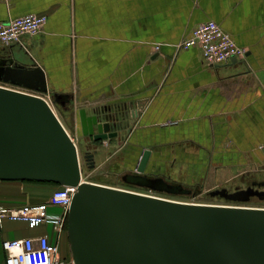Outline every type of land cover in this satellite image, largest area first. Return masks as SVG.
I'll return each mask as SVG.
<instances>
[{"label": "crops", "instance_id": "crops-1", "mask_svg": "<svg viewBox=\"0 0 264 264\" xmlns=\"http://www.w3.org/2000/svg\"><path fill=\"white\" fill-rule=\"evenodd\" d=\"M30 13L47 22L0 54L40 65L48 94L76 110L80 131L81 108L111 107L128 122L102 143V164L134 170L151 149L147 175L208 189L264 173V0H0V21ZM208 20L248 49L244 59L209 65L199 47L177 48ZM57 187L0 180V205L42 202ZM42 234L55 235L5 219L0 264L5 239ZM60 253L70 257L68 233Z\"/></svg>", "mask_w": 264, "mask_h": 264}, {"label": "water", "instance_id": "water-1", "mask_svg": "<svg viewBox=\"0 0 264 264\" xmlns=\"http://www.w3.org/2000/svg\"><path fill=\"white\" fill-rule=\"evenodd\" d=\"M0 82L48 93L44 69L19 64L12 55L0 57ZM79 115L84 136H118L114 128L122 120L111 107L92 114L81 108ZM151 152L143 150L134 183L184 192L161 176L143 175ZM0 180L77 186L67 230L74 264H264V207L184 202L83 180L76 142L50 104L3 85ZM213 194L234 201L264 198L252 187Z\"/></svg>", "mask_w": 264, "mask_h": 264}, {"label": "built area", "instance_id": "built-area-1", "mask_svg": "<svg viewBox=\"0 0 264 264\" xmlns=\"http://www.w3.org/2000/svg\"><path fill=\"white\" fill-rule=\"evenodd\" d=\"M46 22L47 15L36 13L0 21V45L19 43L22 35L38 33ZM190 47H199L209 65L231 62L233 58L244 59L248 52L247 48L238 45L214 20L198 24L177 45L178 49ZM155 49L159 50L160 47L155 46ZM76 191L77 186L61 185L42 202L26 203L17 207L0 205V223L5 219L20 221L31 229L50 225L55 233L54 237L42 234L37 237L5 239L2 243L6 253L5 264H74L71 256L61 255L60 241L62 234L66 232L65 223ZM54 207L58 210L50 211Z\"/></svg>", "mask_w": 264, "mask_h": 264}, {"label": "rangeland", "instance_id": "rangeland-1", "mask_svg": "<svg viewBox=\"0 0 264 264\" xmlns=\"http://www.w3.org/2000/svg\"><path fill=\"white\" fill-rule=\"evenodd\" d=\"M0 85L12 87L15 89H19L25 92L33 93L36 95H40L43 98H45L50 106L52 107L53 111L57 115V117L60 119L64 127L70 132V136L73 138V140L76 142V145L78 147V152L80 155V163H81V170H82V177L83 180L101 183L105 185H110L114 187L124 188L128 190H133L141 193L146 194H152L159 197H164L168 199L173 200H179V201H189V202H197V203H206V204H223V205H239V206H250V207H264V201L259 200L258 198H253L250 200H243V201H234L227 199L219 194H213L214 191H217L218 189L226 188L230 192H234L236 184H243V187L252 179H262L264 180V173L257 172L253 173L250 177H243L246 181H240L236 180L232 181V183H227L225 187L220 188H204L200 186L195 185H187V186H194V191L191 193H169L166 191L161 190H154L146 186H141L139 184H136L134 182L129 181L127 178H124V176L128 173L130 174V169H125L124 167H120L119 163L114 158L106 161L104 164H102V161L105 158L106 151L102 149L100 152L96 154V160H95V167L91 168L87 166L85 159H84V151L87 148L92 149L93 147H96L98 145H101L100 147H103L104 141H107L106 139L98 141V143L90 142V138L87 136H84L82 131L79 130L78 125H76V110L66 107H62L51 95L48 93H38L33 90L16 87L11 84H6L3 82H0ZM107 143V142H106ZM132 173H138L136 169L132 170ZM143 175H147L146 173H143ZM148 176V175H147ZM157 176V175H154ZM186 185V184H185ZM58 208H50V211H56ZM67 234V233H66ZM69 240V239H68ZM71 256V253H70Z\"/></svg>", "mask_w": 264, "mask_h": 264}, {"label": "flooded vegetation", "instance_id": "flooded-vegetation-1", "mask_svg": "<svg viewBox=\"0 0 264 264\" xmlns=\"http://www.w3.org/2000/svg\"><path fill=\"white\" fill-rule=\"evenodd\" d=\"M4 55L5 54H0V57H4ZM122 114V113H121ZM122 120V123L120 124V125H122L121 126V128H123V127H125V126H127L128 125V122L124 119V118H122L121 119ZM115 130L117 129H119V126L117 127V128H114ZM87 137H89L90 139V142H93V143H98V141H95L94 139H93V136H87ZM101 145H98V146H96V147H93L92 149H90V148H87L85 151H84V159H85V162H86V164H87V166H89V167H91V168H94L95 167V160H96V154L98 153V152H100L101 151V148L102 147H100ZM142 175V174H141ZM148 176H150V175H148ZM150 177H156V176H153V175H151ZM157 177H160V176H157ZM124 178H127L129 181H131V182H136V180H138V173H132L131 174V172H130V174H126L125 176H124ZM241 180L242 181H246L245 180V178H241ZM140 182V181H139ZM145 183V182H144ZM143 183V185H145ZM143 185H141V186H143ZM248 187H252L253 189H256V190H259V191H264V180H258V179H252L251 181H250V183H248L247 182V184L243 187V184H241V185H239V184H236V186H235V189H234V191L236 190V189H245V188H248ZM230 192V191H229ZM253 198H258L259 200H261V201H264V198H261V197H259L258 195H251L250 197H248V199L247 200H250V199H253Z\"/></svg>", "mask_w": 264, "mask_h": 264}, {"label": "trees", "instance_id": "trees-1", "mask_svg": "<svg viewBox=\"0 0 264 264\" xmlns=\"http://www.w3.org/2000/svg\"><path fill=\"white\" fill-rule=\"evenodd\" d=\"M34 183H43V182H34ZM173 185H176V186H182L184 188V192L182 193H191L192 191H194V186H187V185H184V184H181V183H176V182H171ZM48 184H51V183H48ZM58 187L61 186V185H57ZM165 191V190H163ZM168 192V191H166ZM169 193H181V192H178V191H170ZM65 230L67 233V230H68V219L66 220V223H65Z\"/></svg>", "mask_w": 264, "mask_h": 264}, {"label": "bare ground", "instance_id": "bare-ground-1", "mask_svg": "<svg viewBox=\"0 0 264 264\" xmlns=\"http://www.w3.org/2000/svg\"><path fill=\"white\" fill-rule=\"evenodd\" d=\"M73 139V138H72Z\"/></svg>", "mask_w": 264, "mask_h": 264}]
</instances>
